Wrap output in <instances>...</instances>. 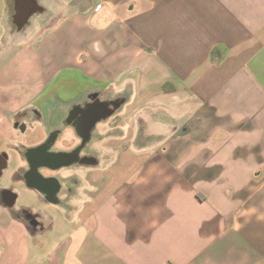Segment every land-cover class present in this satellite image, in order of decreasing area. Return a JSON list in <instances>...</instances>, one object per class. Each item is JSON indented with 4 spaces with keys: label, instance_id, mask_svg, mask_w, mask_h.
Wrapping results in <instances>:
<instances>
[{
    "label": "crops",
    "instance_id": "obj_1",
    "mask_svg": "<svg viewBox=\"0 0 264 264\" xmlns=\"http://www.w3.org/2000/svg\"><path fill=\"white\" fill-rule=\"evenodd\" d=\"M26 5L0 42V264H264V0Z\"/></svg>",
    "mask_w": 264,
    "mask_h": 264
},
{
    "label": "flooded vegetation",
    "instance_id": "obj_2",
    "mask_svg": "<svg viewBox=\"0 0 264 264\" xmlns=\"http://www.w3.org/2000/svg\"><path fill=\"white\" fill-rule=\"evenodd\" d=\"M5 5L9 8L10 15L13 16L14 24L17 25L13 29L20 33H24L27 24L30 23L29 17L31 12H33L34 9H41L37 5L33 9L29 8L26 5V0H5L3 6Z\"/></svg>",
    "mask_w": 264,
    "mask_h": 264
},
{
    "label": "rangeland",
    "instance_id": "obj_3",
    "mask_svg": "<svg viewBox=\"0 0 264 264\" xmlns=\"http://www.w3.org/2000/svg\"><path fill=\"white\" fill-rule=\"evenodd\" d=\"M0 7H1V4H0ZM1 13V12H0ZM0 17H1V14H0ZM8 30L7 29H4L3 27H2V25H0V42L2 41V37H4L8 32H7ZM17 30H15V29H10V32L7 34V35H15V34H17ZM0 45H1V43H0ZM30 141H28L27 139H26V142L28 143V144H30V143H32V142H37V141H39V138H38V136H31V139H29Z\"/></svg>",
    "mask_w": 264,
    "mask_h": 264
}]
</instances>
